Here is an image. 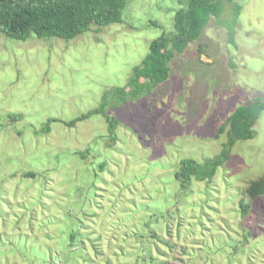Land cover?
<instances>
[{"label":"rangeland","instance_id":"rangeland-1","mask_svg":"<svg viewBox=\"0 0 264 264\" xmlns=\"http://www.w3.org/2000/svg\"><path fill=\"white\" fill-rule=\"evenodd\" d=\"M178 1L127 0L121 23L68 42L0 33V264H264V195L246 193L264 174V112L211 180L174 179L180 160L221 153L237 107L264 100V0H234L237 19L224 2L166 82L109 102L113 135L102 115L65 125L174 32Z\"/></svg>","mask_w":264,"mask_h":264},{"label":"trees","instance_id":"trees-1","mask_svg":"<svg viewBox=\"0 0 264 264\" xmlns=\"http://www.w3.org/2000/svg\"><path fill=\"white\" fill-rule=\"evenodd\" d=\"M224 2L233 6L232 14L234 19H237L241 8L234 0H185L184 3L179 0L180 9L174 15V32L169 35L162 34L150 42L148 53L140 64L133 68L126 84L105 92L99 108L65 125L73 127L77 122L92 115H102L108 124L109 135H113L117 120L105 113L107 104L112 102L113 106H116V102L121 103L127 98L137 100L140 96L149 95L159 84L166 82L170 75L169 64L174 55H181L191 42L196 41L212 17L220 18ZM126 4L127 0H0V33L15 41H25L34 36L40 40L58 38L68 42L92 30L97 33L109 25L121 23ZM235 22L233 20V24ZM151 25L159 27L155 22H151ZM262 112V98H255L237 107L217 131L216 137L226 133L228 138L218 156L202 162L190 158L180 160L174 173V179L180 187L186 189L193 179L211 180L218 168L228 160L229 148L232 145L253 139V127ZM21 117L11 115L10 119L11 122H16ZM58 121L49 119L41 129L42 133H49L50 122ZM75 155L81 159L86 158V154L82 152ZM103 168L104 164H101L100 169ZM24 176L34 178L35 173H27ZM246 193L250 199L264 195V174L258 180L250 182ZM240 210L241 215L245 216L249 206L241 202ZM68 239L71 245L74 244L75 234L69 233Z\"/></svg>","mask_w":264,"mask_h":264}]
</instances>
